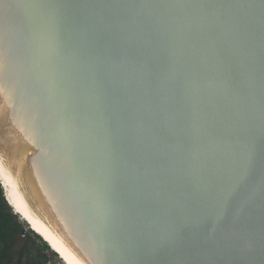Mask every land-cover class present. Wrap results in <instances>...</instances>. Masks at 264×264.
Listing matches in <instances>:
<instances>
[{
	"label": "water",
	"instance_id": "95a60500",
	"mask_svg": "<svg viewBox=\"0 0 264 264\" xmlns=\"http://www.w3.org/2000/svg\"><path fill=\"white\" fill-rule=\"evenodd\" d=\"M0 180L79 264H264V0H0Z\"/></svg>",
	"mask_w": 264,
	"mask_h": 264
},
{
	"label": "trees",
	"instance_id": "16d2710c",
	"mask_svg": "<svg viewBox=\"0 0 264 264\" xmlns=\"http://www.w3.org/2000/svg\"><path fill=\"white\" fill-rule=\"evenodd\" d=\"M49 247L32 231L23 233L19 217L7 205L0 186V264H46Z\"/></svg>",
	"mask_w": 264,
	"mask_h": 264
},
{
	"label": "bare ground",
	"instance_id": "6f19581e",
	"mask_svg": "<svg viewBox=\"0 0 264 264\" xmlns=\"http://www.w3.org/2000/svg\"><path fill=\"white\" fill-rule=\"evenodd\" d=\"M1 181L2 180H0V182ZM4 186H6L5 183H4ZM4 189H5L6 198L8 199L11 206L14 208L15 213L21 215L20 217L26 223H28L29 227L31 228V231L33 230L39 237H41V239L45 241L46 244L49 245V248L51 249V251L55 252L58 255L62 263L63 264H79L62 247H60L39 224H37L33 220L30 214L21 205L16 195L12 193V191H8L6 188Z\"/></svg>",
	"mask_w": 264,
	"mask_h": 264
},
{
	"label": "rangeland",
	"instance_id": "374dc122",
	"mask_svg": "<svg viewBox=\"0 0 264 264\" xmlns=\"http://www.w3.org/2000/svg\"><path fill=\"white\" fill-rule=\"evenodd\" d=\"M19 221L21 222L24 231H31V228L28 227L29 225L26 224L25 221L21 217L19 218ZM46 253L49 258V264H63L62 261L59 259L58 255L55 252H52L50 248L46 251Z\"/></svg>",
	"mask_w": 264,
	"mask_h": 264
},
{
	"label": "flooded vegetation",
	"instance_id": "af4514ba",
	"mask_svg": "<svg viewBox=\"0 0 264 264\" xmlns=\"http://www.w3.org/2000/svg\"><path fill=\"white\" fill-rule=\"evenodd\" d=\"M17 214V213H16ZM19 215V214H18ZM19 217H20V215H19ZM26 232H28V231H24L23 230V233L25 234ZM46 256H47V259H48V261H47V263L46 264H49V258H48V255H47V253H46V251H42Z\"/></svg>",
	"mask_w": 264,
	"mask_h": 264
}]
</instances>
